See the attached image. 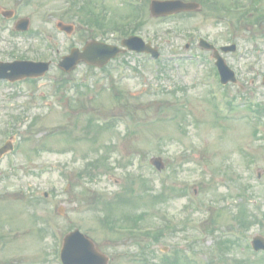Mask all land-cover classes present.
I'll return each mask as SVG.
<instances>
[{"label": "rangeland", "instance_id": "374dc122", "mask_svg": "<svg viewBox=\"0 0 264 264\" xmlns=\"http://www.w3.org/2000/svg\"><path fill=\"white\" fill-rule=\"evenodd\" d=\"M149 1L29 0L20 11L28 34L14 35L11 23L0 28V59L52 60L39 80L0 81V146L13 136L16 147L0 156V264H60V238L75 227L108 264H160L164 254L187 264H264V253L250 247L254 234L264 235V117L246 116L247 102L264 106V0L247 10L250 0H196L200 11L166 19L149 15ZM92 16L122 33L110 23L98 28ZM57 21L73 31H59ZM132 32L160 57L125 52L101 69L56 67L71 47L92 38L119 45ZM199 37L236 45L222 53L240 84L223 86L227 98ZM229 98L238 105L232 114ZM151 156L162 158V172ZM159 191L164 198L153 200ZM118 195L139 205L128 215H142L122 226L149 229L156 239L101 226L104 201ZM189 249L194 263L184 258Z\"/></svg>", "mask_w": 264, "mask_h": 264}, {"label": "water", "instance_id": "95a60500", "mask_svg": "<svg viewBox=\"0 0 264 264\" xmlns=\"http://www.w3.org/2000/svg\"><path fill=\"white\" fill-rule=\"evenodd\" d=\"M196 4L192 3H183L180 0H152L150 5V10L152 15H165L171 14L180 10H191L195 9ZM68 31L70 30L69 27L63 26ZM122 44L127 45L129 49H135L137 51H151L155 54V51L150 48L147 44H144L141 39L137 37H130L127 40H123ZM203 46L211 47L207 43L203 42ZM225 49H228L225 47ZM119 51L118 48L102 43L97 42H90L85 45L83 51L80 53L77 50H72L71 54L65 56L60 63L65 70L73 69L76 64L81 60H85L87 62H95L98 65H103L110 57H113ZM99 59V60H97ZM219 68L220 72L223 76L222 80L226 82L228 79H232L231 73L227 69V67L223 64L222 60L219 59ZM48 68L47 63H36V62H18L12 64H1L0 63V76H7L11 77L12 79L21 78L24 76H38L45 72ZM7 69H11L10 73H7ZM7 148L4 147L0 152L4 151ZM155 162H159L158 159H153ZM67 246H73V244H79V249L84 251L86 250L88 255V259L85 262L78 264H104L105 259L101 258V255L98 254L92 242L83 234L79 233L78 231L72 232L71 234L67 235L66 239ZM253 244L259 248H264V239L262 237H255L253 240ZM94 255V256H93ZM99 258L100 260H97Z\"/></svg>", "mask_w": 264, "mask_h": 264}, {"label": "flooded vegetation", "instance_id": "af4514ba", "mask_svg": "<svg viewBox=\"0 0 264 264\" xmlns=\"http://www.w3.org/2000/svg\"><path fill=\"white\" fill-rule=\"evenodd\" d=\"M29 2V0H13L12 2H7L5 0H0V21H10L12 24H14L16 22V20L20 17H18L16 15V12L13 13L12 12V17L11 18H5L2 14V11H6V10H15L17 11V9L24 7L27 3ZM12 3V5L10 6V4ZM6 15H10V13H5Z\"/></svg>", "mask_w": 264, "mask_h": 264}]
</instances>
